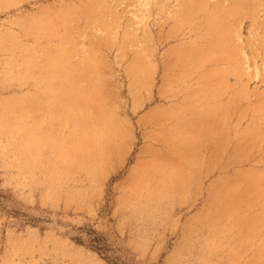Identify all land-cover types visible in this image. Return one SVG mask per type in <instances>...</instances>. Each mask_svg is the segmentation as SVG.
I'll return each mask as SVG.
<instances>
[{"label":"rangeland","instance_id":"374dc122","mask_svg":"<svg viewBox=\"0 0 264 264\" xmlns=\"http://www.w3.org/2000/svg\"><path fill=\"white\" fill-rule=\"evenodd\" d=\"M91 230L264 264V0H0V264H110Z\"/></svg>","mask_w":264,"mask_h":264},{"label":"trees","instance_id":"16d2710c","mask_svg":"<svg viewBox=\"0 0 264 264\" xmlns=\"http://www.w3.org/2000/svg\"><path fill=\"white\" fill-rule=\"evenodd\" d=\"M88 236L87 244L86 246L98 253L102 258H104L108 263L110 264H116L113 262L111 257L107 256L108 248L106 244L104 243V238L99 234L91 230V233ZM76 241L79 244H84L80 239H77Z\"/></svg>","mask_w":264,"mask_h":264},{"label":"bare ground","instance_id":"6f19581e","mask_svg":"<svg viewBox=\"0 0 264 264\" xmlns=\"http://www.w3.org/2000/svg\"><path fill=\"white\" fill-rule=\"evenodd\" d=\"M7 112H8V111H7ZM15 112H17V111H15ZM3 113H4V112H3ZM18 113H19V112H18ZM5 114H6V113H5ZM16 114H17V113H16ZM16 114H15V115H16ZM2 115H3V114H2ZM17 116H18V115H17ZM2 117H4V116H2ZM20 117H21V115H20ZM16 118H17V117H16ZM16 118H15V119H16ZM5 119H6V116H5ZM6 120H7V119H6ZM10 120H11V118H10ZM10 120H9V121H10ZM6 122H7V121H6ZM93 139H96V138H93ZM93 141H94V140H93Z\"/></svg>","mask_w":264,"mask_h":264}]
</instances>
